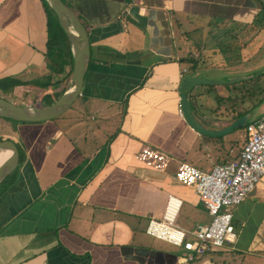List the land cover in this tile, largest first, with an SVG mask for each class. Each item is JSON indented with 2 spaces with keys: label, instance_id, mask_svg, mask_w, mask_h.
<instances>
[{
  "label": "crops",
  "instance_id": "crops-1",
  "mask_svg": "<svg viewBox=\"0 0 264 264\" xmlns=\"http://www.w3.org/2000/svg\"><path fill=\"white\" fill-rule=\"evenodd\" d=\"M61 1L86 30L88 65L73 115L66 116L72 104L45 122L0 118V141L18 151L16 168L0 183V264H183L188 252L146 228L161 219L169 195L182 201L176 226L189 232L210 223L195 188L176 180L175 171L182 162L209 172L237 160L246 125L263 116L258 47L243 49L264 38L262 6L257 0ZM59 31L45 0H0L1 98L44 107L63 94L73 59ZM56 43L64 73H57L58 52L50 53ZM186 79L205 82L185 91L205 133L181 113ZM244 116V126L224 131ZM144 147L169 155L170 167L162 172L140 162ZM226 210L236 240L188 264H264V175Z\"/></svg>",
  "mask_w": 264,
  "mask_h": 264
},
{
  "label": "built area",
  "instance_id": "built-area-1",
  "mask_svg": "<svg viewBox=\"0 0 264 264\" xmlns=\"http://www.w3.org/2000/svg\"><path fill=\"white\" fill-rule=\"evenodd\" d=\"M247 141L237 160L214 166L209 172L188 164H178L175 178L195 188L200 200L211 217L208 225L185 231L175 225L181 199L169 195L161 219H150L146 234L180 247L188 252L183 264L194 256L204 255L225 243H233L237 235L232 226V214L226 210L238 205L264 175V114L255 122L246 125ZM137 159L158 171H166L171 157L159 150L144 147Z\"/></svg>",
  "mask_w": 264,
  "mask_h": 264
},
{
  "label": "water",
  "instance_id": "water-1",
  "mask_svg": "<svg viewBox=\"0 0 264 264\" xmlns=\"http://www.w3.org/2000/svg\"><path fill=\"white\" fill-rule=\"evenodd\" d=\"M264 9V0H258ZM50 9L56 15L57 21L65 33L70 45L73 59L72 77L63 94L51 105L44 107H30L13 104L0 97V118L15 122H45L64 114L80 95L83 77L88 65L89 44L85 28L75 15L65 6L61 0H45ZM205 83L202 79H186L180 87L181 113L186 122L197 132L205 133L204 128L199 126L191 114L185 91L191 86ZM244 116L233 122L224 131H232L242 127L248 121ZM0 183L11 174L18 164V151L11 141H0Z\"/></svg>",
  "mask_w": 264,
  "mask_h": 264
},
{
  "label": "rangeland",
  "instance_id": "rangeland-1",
  "mask_svg": "<svg viewBox=\"0 0 264 264\" xmlns=\"http://www.w3.org/2000/svg\"><path fill=\"white\" fill-rule=\"evenodd\" d=\"M256 31V30H255ZM59 33L61 34V37L63 38V44L65 45V47L66 48H68L67 47V38H66V36H65V34L63 33V31H59ZM244 33V32H243ZM250 31H248V32H246L245 34L246 35H248V37H249V35H250ZM263 33V32H262ZM250 40V39H249ZM240 42L243 44V42L240 40ZM253 42V43H252ZM250 44H249V46L247 47V46H244L243 47V49H244V51L246 50V49H248L249 50V52H251L253 49H255V48H257L258 47V52H257V54L255 55V58H254V61H260L261 63H262V65H263V68H264V38L262 39L260 36H259V38L258 39H255L254 41H252ZM256 42V44L254 45V43ZM237 44V43H236ZM256 45H257V47H256ZM60 45L59 44H57L56 43V45H52V47L50 48V53H52V54H54V50L56 51V52H58V63H59V68H58V71H57V73H64L65 72V64H64V61H62L61 60V55H60ZM55 52V53H56ZM247 52V54H248V51H246ZM216 55L218 56L219 54L218 53H216ZM253 59V58H252ZM260 62H259V64H260ZM1 96H3L5 99H9V98H7L8 96H5V95H1ZM18 102V101H17ZM37 104H38V102H37ZM38 105H45V103H41V104H38ZM76 108H77V103H75V104H73V106H72V109L70 110V112L68 113V114H66V116H71V115H73L74 114V111L73 110H76ZM181 215V211H180V214H179V216Z\"/></svg>",
  "mask_w": 264,
  "mask_h": 264
},
{
  "label": "trees",
  "instance_id": "trees-1",
  "mask_svg": "<svg viewBox=\"0 0 264 264\" xmlns=\"http://www.w3.org/2000/svg\"><path fill=\"white\" fill-rule=\"evenodd\" d=\"M258 1V0H257ZM259 2V1H258ZM261 5V4H260ZM262 18L261 19H259L258 21V23H261L262 22V24H263V28H264V9H263V7H262Z\"/></svg>",
  "mask_w": 264,
  "mask_h": 264
},
{
  "label": "bare ground",
  "instance_id": "bare-ground-1",
  "mask_svg": "<svg viewBox=\"0 0 264 264\" xmlns=\"http://www.w3.org/2000/svg\"><path fill=\"white\" fill-rule=\"evenodd\" d=\"M2 158V154H0V159Z\"/></svg>",
  "mask_w": 264,
  "mask_h": 264
}]
</instances>
